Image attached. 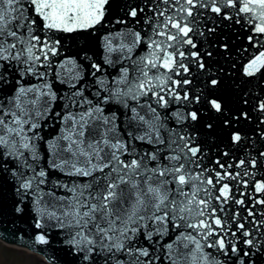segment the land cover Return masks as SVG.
Segmentation results:
<instances>
[{
	"label": "snow or ice",
	"instance_id": "1",
	"mask_svg": "<svg viewBox=\"0 0 264 264\" xmlns=\"http://www.w3.org/2000/svg\"><path fill=\"white\" fill-rule=\"evenodd\" d=\"M0 238L264 264V0H0Z\"/></svg>",
	"mask_w": 264,
	"mask_h": 264
},
{
	"label": "rangeland",
	"instance_id": "2",
	"mask_svg": "<svg viewBox=\"0 0 264 264\" xmlns=\"http://www.w3.org/2000/svg\"><path fill=\"white\" fill-rule=\"evenodd\" d=\"M0 264H50L41 254L0 239Z\"/></svg>",
	"mask_w": 264,
	"mask_h": 264
},
{
	"label": "water",
	"instance_id": "3",
	"mask_svg": "<svg viewBox=\"0 0 264 264\" xmlns=\"http://www.w3.org/2000/svg\"><path fill=\"white\" fill-rule=\"evenodd\" d=\"M2 239V238H1ZM5 240V239H4ZM6 242H9V243H12V242H10V241H8V240H5ZM14 245H21V244H17V243H13ZM23 248H27V247H24L23 246ZM34 251V250H33ZM38 252H41V253H44L48 258H49V256L45 253V252H43V251H38ZM49 252H52V250L51 249H49ZM52 255H56V253L55 252H52Z\"/></svg>",
	"mask_w": 264,
	"mask_h": 264
},
{
	"label": "bare ground",
	"instance_id": "4",
	"mask_svg": "<svg viewBox=\"0 0 264 264\" xmlns=\"http://www.w3.org/2000/svg\"><path fill=\"white\" fill-rule=\"evenodd\" d=\"M10 244H13V243H10ZM17 246H21V245H17ZM23 247V246H22ZM29 249V248H28ZM41 258L44 260V261H46L47 259H46V257L45 256H43V255H41ZM50 264H52V263H50Z\"/></svg>",
	"mask_w": 264,
	"mask_h": 264
}]
</instances>
